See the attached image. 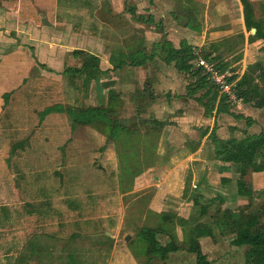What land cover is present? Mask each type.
I'll list each match as a JSON object with an SVG mask.
<instances>
[{"label":"rangeland","instance_id":"obj_1","mask_svg":"<svg viewBox=\"0 0 264 264\" xmlns=\"http://www.w3.org/2000/svg\"><path fill=\"white\" fill-rule=\"evenodd\" d=\"M196 1L200 6L196 4L195 0H58L59 10L66 2L72 3L75 4L74 7L78 9V13L83 18L91 16L94 18V11L99 8L97 13L99 20L105 22L104 24L108 23V26H105L100 22L102 25L100 29H103L100 30V33L103 34L100 36L99 50L104 48V51L99 53L101 57L99 65L101 68L104 65L102 61L106 60V52L114 51L112 60H110L111 64L116 67L127 61L125 64L129 65V68L124 65L125 70L114 71V75L109 73V75L111 74L110 80L104 83H111L115 88L108 91L102 87L101 83H94L91 90L85 95L91 98L96 94L102 104L105 102L104 105H109L110 116L129 126L133 130V134L120 135L115 140L122 149H119L120 146H116V151L110 152L112 154L108 152L110 159L108 165H85L88 168L92 166V168L99 169L93 171V174L98 173L97 176L94 175L98 181L96 187L87 184L83 179L76 181V185L73 186L75 181H72L71 173L67 175L69 177L67 179L68 186L60 185L64 183L63 179H59L58 172L47 170L44 176L45 181H48L49 189L42 188L40 190L43 179L33 186H26L30 178L17 179L16 167L7 165V163L2 165L0 160V205H3L2 210L0 208L2 223L0 228V264H196L194 254L186 249L170 250L165 259L161 256L149 255L148 251L152 245L142 236L144 228L158 227L156 238L163 246L185 245L189 241L188 234L191 229L178 219V212L184 211L182 214H190L191 218L196 216L199 211V207L194 201L190 202L191 205H185L161 197L160 202L156 201L153 204L154 208L162 209L161 216L149 214L148 208L152 205V198L158 190L157 186L150 184L156 181L157 174L163 166L162 162H159L160 158L158 159L156 156L160 140L159 132L166 130L169 133L166 135L169 137L173 130L172 122L177 121L179 117L182 126L178 128L187 126L189 131H194L192 135H196V132L197 134L200 132L202 135L208 127H214V131H220L222 134L228 127L225 124L229 123L231 125L229 127L232 128L231 138L240 137L239 139H242L248 135L246 132L243 135V132L248 124L246 114H250L251 110L246 112L242 105H232L230 112L222 113L219 122H217L215 117L208 115L204 104L198 100V97H202L204 102H208L215 94L212 91L208 92L212 85L209 81L206 87L190 97L187 90L190 81L189 75L180 72L175 63L167 65L163 59V53H157L154 60L140 67L131 66V62L128 61V52L144 49L143 51L148 54L153 53L154 47L152 46L155 40L160 39L161 43L165 39H169L168 23L172 21L171 18H174L173 20L177 23V27L174 28L179 29V33H176L174 39L178 43L175 48L180 49L184 37L180 31H190L185 25L189 16L196 11L203 15L204 8L216 0ZM170 2L171 4H169ZM132 8L139 13L131 14ZM44 13L47 15V11ZM151 13L155 17L152 23L138 19L139 15L146 19L150 18ZM197 20L193 16V23H196ZM107 43L109 45L106 47ZM172 43L174 45L175 42ZM239 45H241L240 42ZM213 50L205 49L203 51L213 52ZM219 60L222 63L225 61L223 58ZM213 61L219 62L216 58ZM231 61L233 62V59ZM66 62L69 65L74 64L71 58H68ZM77 64L78 62L75 63V65ZM230 66L226 68L230 71V77L236 73L239 75L244 73H239L236 66L233 69ZM164 69L169 73L172 72L173 75L177 73L178 79L174 85L175 91L165 92L161 96V94H157V80L155 79L157 74L155 73L156 70ZM256 72L259 74L260 69ZM16 75L18 76L15 74L11 78H16ZM64 75L35 71L29 75L30 77L28 76L22 88L11 94L9 104L12 102L16 104L8 105L7 109L12 112L13 125L9 128L6 122L0 124V157L4 158L9 155L12 141H19V139L27 137L31 131L37 133L40 128L37 125L39 121L37 111L42 109L46 103L66 101L70 105V103L81 102L82 99L89 101L84 97L85 91L80 90L79 86L72 85L68 76ZM102 76L105 75L102 74ZM111 77H116V79L113 80ZM198 79L192 80L195 82ZM126 80H129L128 83H125ZM77 83L81 85L82 81H77ZM255 83L262 85V80L257 77ZM113 92L115 95L112 97L111 93ZM161 97H166L167 101H161ZM187 97L189 100H181V98ZM172 101L175 104H172ZM86 105L88 104L83 106ZM186 116L188 117L184 120ZM224 117L226 118L225 122L223 121ZM159 123H163V127L159 126ZM99 128L105 134L110 135L112 126L103 124ZM111 142L109 141V143ZM105 143L103 142V145ZM100 147L101 144L98 147L100 151L96 152L105 154L109 146H103L102 149ZM21 148L23 150H19L18 163L27 165L28 154L25 151L28 149ZM119 163L121 164L119 165ZM156 163L158 165H155ZM53 166L55 167V165H51V167ZM3 167H5L4 171H2ZM84 173H92V170H84ZM252 175L253 172L249 170L246 180H252L256 191L254 201L259 202L264 200V194L260 193V191H264V186L257 188ZM136 185L141 188L138 190ZM191 187H188V196L193 193L192 199L199 197L202 203L210 202L211 196L204 195L202 189H191ZM49 190L46 202L37 201L38 196L43 197V194ZM130 190L131 194L121 196ZM28 199L32 202H29ZM33 207H37L39 212L30 215L29 211ZM3 208H7V211ZM211 208V211H214V207ZM151 211L154 210L151 209ZM162 215L167 218H162ZM181 218L190 219L182 216ZM217 228L220 230L223 241L221 246L211 250L214 252L211 254L212 263L246 264L236 260L238 257L239 260L245 258V255L243 257L245 250L243 247L238 250L232 244L234 236L230 232V227L224 224L223 219L218 221ZM161 229L165 231L161 232ZM129 235L130 239L127 240ZM208 242L211 241L208 240ZM217 253L220 258H217ZM214 257L216 258L214 259Z\"/></svg>","mask_w":264,"mask_h":264},{"label":"crops","instance_id":"obj_2","mask_svg":"<svg viewBox=\"0 0 264 264\" xmlns=\"http://www.w3.org/2000/svg\"><path fill=\"white\" fill-rule=\"evenodd\" d=\"M250 1L253 3L256 19L264 27V0ZM195 2L200 6L196 0ZM65 4L59 10L58 0H0V124L6 122L9 128L13 125L12 112L7 109L8 105L16 104L15 102L9 104L11 94L15 90L22 88L28 76L35 71L46 74L53 72L65 74L64 76L67 75L71 84L75 87L79 86L80 90L85 91L84 97L89 100L84 101L82 99L81 102L70 103V105L66 101H55L53 104L46 103L42 109L37 111L39 120H37V125L40 126L37 133L31 131V134L27 137L19 139V141H12L9 155L4 158L0 157L2 165L7 163V165L16 167L15 174L17 179L30 178L26 186H33L43 179L40 190L42 188L49 189L48 181H45L46 178L44 176L47 170L58 172L59 179H63L64 183L60 185L68 186L67 179L69 177L67 175L71 173L72 181H75L73 186L74 184L76 185V181H82L83 179L87 184L96 187L98 181L94 175L97 176L98 173L93 174V171H98L99 169L92 168V166L88 168L85 165H108L110 160L108 158L109 153L116 151V146H120V144H116L111 134H105L101 131L99 125L91 122H81V118L72 115L70 110L79 113L91 107H109L108 104L104 105L105 102L102 104L96 94L88 98L85 93L91 90L94 83H101L102 87L108 91L115 88L111 83L104 82L110 80V75H114V71L120 72L125 70V67L129 68V65L124 63L123 66L127 65L124 68L120 64L116 67L112 65L110 60H112L114 51L106 52L105 50L106 60L102 61L104 64L102 68L99 65V60L88 59L87 55L89 54L101 59L99 53L103 52L104 48L101 51L99 50L100 36L103 34L102 32L100 33V30H103L100 29V26L102 27L100 22L103 24L105 22L98 18L99 8L94 11V18L93 16L83 18L78 13V9L74 7L75 4L68 2ZM44 11H47V15H45ZM137 13H139L137 10L131 9V14L137 15ZM204 13L203 15L202 13L198 14L197 11L193 13L196 20L198 19L199 21L197 20L196 23H193L196 26L195 28L186 26L190 30L189 32L186 30L180 31L184 36L182 40L187 41L199 51L205 49L208 51L213 50V44L218 43L219 49L214 54L216 53L217 55L218 52L221 58L228 65H231L230 68L233 69L236 66L235 68H238L239 73L244 72L249 65L256 63H261L264 66V40H250L252 32L246 29L241 0L213 1L207 8H204ZM154 18L152 13L150 18L147 19L144 16H138L139 20H144L147 23L154 22ZM171 19L172 21L168 23L170 33L168 37L170 41L175 42L173 45V48H175L178 43H176L174 36L176 37V33H179V29L174 28L177 27V23L173 20L174 18ZM104 25L108 26V23ZM157 42L160 43V39L155 40L152 47ZM239 42L241 45H239ZM108 45L107 43L106 47ZM78 51H84V54H78ZM148 55H153V53ZM68 58L73 60V65H69L66 62ZM231 59H233V62ZM87 61L90 65H93V68L91 67L89 70L92 75H96L95 77L89 76V72L86 71L88 67L84 66ZM76 62H78L77 65H75ZM100 70L102 71L101 74L99 73ZM156 71L157 94L163 96L165 92H174V85H176V80L178 79L177 73L173 75L172 72L169 73L166 69ZM227 71L230 72L229 70ZM109 73L111 74L109 75ZM15 74H18V76L11 78ZM102 74L105 76H102ZM111 78L113 80L116 79V77ZM77 81H82L81 85H78ZM128 81L126 80L125 83H128ZM163 100L167 101V98L161 97V101ZM181 100H189V97L181 98ZM167 103L169 104V102ZM85 104L88 105L83 106ZM172 104H175V102L172 101ZM242 106L246 109V112L251 110L250 114H246L250 122L248 123L247 121L249 125L247 124L243 135L245 132L248 135H259L264 131V107H254L251 103L246 102ZM221 116L220 114L217 118H213L219 122ZM187 117H184V120ZM215 120L214 122L216 123ZM225 120L226 118L224 117L223 121L225 122ZM179 126H182V123H180L178 117L177 121L172 122L171 127L173 130L170 132L169 137L166 135L168 133L166 130L159 132L160 140L158 141L156 156H158V159L160 158L159 162H162L163 166L157 174L156 181L150 184L157 186L158 190L154 198H152V205L148 208L149 214L161 216L162 209H157L153 206L156 201L160 202L161 197L165 200H175L176 203L191 205L190 202L194 201L192 199L193 193L190 196L187 195L188 187L190 188V186H192L191 189H202L203 194L211 196L212 199L222 196L225 199L222 205L223 209L235 210L247 204L249 198L241 196L237 192V181L241 177L238 165L233 162L223 161L217 156L212 138V135H215L222 140L232 139V128L229 127L231 125L229 123L225 124L228 127L222 134L220 131H214V127H208L202 135L200 132L192 135L194 131H189L187 126L178 128ZM233 126L235 125L233 124ZM109 141L112 142L109 143ZM103 142H106L105 145H103ZM100 144L101 149L103 146H109L105 154L96 152L100 151L98 149ZM21 147L25 148V150L28 149V151H25L28 154L27 165H19L18 163L19 150H23ZM120 148L122 149L121 146ZM260 156L263 155L261 154ZM158 163L155 165H158ZM51 165H55V167H51ZM88 169L92 170V173H84V170ZM4 170L5 167H3L2 171ZM252 179L257 188L264 186V171L253 172ZM69 184L72 185V183ZM136 186L138 190L141 188L139 185ZM58 187L60 188V186ZM49 192L50 190L44 193L43 197L38 196L37 201L46 202ZM131 193L130 190V192L121 196H128ZM214 203L217 204V202ZM2 207L3 205H0L1 210ZM213 207V210H215L216 205L213 204ZM36 208L33 207L29 211L30 215H35L36 212H39ZM151 209L154 211H151ZM156 209L157 211H155ZM183 212L179 211L178 217L190 218V214L185 215L182 214ZM40 216L41 218L43 217L42 214ZM204 220L214 226L216 239L214 240L210 236H203L200 238V243L203 252L213 261L211 254L214 252H211V250L221 246L223 239L219 229L216 228L214 219L205 218ZM1 225L0 217V228ZM208 240L211 242H208ZM235 248L239 250L241 247L236 246ZM217 252L219 253V251ZM218 253L217 258H220ZM239 259L238 257L236 260L240 263H246L245 258L241 259L242 261ZM233 261L235 260L233 259Z\"/></svg>","mask_w":264,"mask_h":264},{"label":"trees","instance_id":"obj_3","mask_svg":"<svg viewBox=\"0 0 264 264\" xmlns=\"http://www.w3.org/2000/svg\"><path fill=\"white\" fill-rule=\"evenodd\" d=\"M243 5L244 21L246 29L252 32L250 40L261 39L264 40V27L256 19L254 6L250 0H241ZM193 14L189 16L186 26L195 28L193 25ZM215 48L213 52L201 51V53L213 62L221 71L226 72L227 66H229L225 61L222 63L219 59L220 54L217 52L213 55L215 51H218L219 44L214 43ZM144 49L136 50L128 55V61H130L133 66H143L147 62L154 60L157 53H163L164 61L170 65L175 63L176 68L180 72H185L189 75L190 81L187 86L188 95L190 97L197 94L202 88L206 87L208 84V77L204 73L201 67L195 66V60L197 58V49L190 45L187 41L183 40L180 49L173 48V43L169 39H165L161 43H157L153 49V55H148ZM78 54H84V51H78ZM88 59L99 60L98 57L94 55H87ZM216 58L219 62L215 63L213 59ZM90 61V60H88ZM86 62L84 67H88L86 71L89 72V76L92 75L89 68H93L89 62ZM127 62L124 61L120 64ZM197 68V69H196ZM248 69V71H247ZM244 73L234 74L229 76V82L234 84V87L243 102L251 103L254 107L263 108L264 107V66L261 63H256L250 65ZM260 69V73L257 74L256 71ZM235 70V69H234ZM100 74L102 71L100 70ZM259 77L262 80V85L255 83L256 78ZM199 78L197 81L192 79ZM210 82V81H209ZM208 92L212 91L215 94L208 102H204L202 97H198V100L204 104L206 112L208 115L217 118L222 113H229L232 104L226 95L221 94L220 89L214 85ZM112 97L115 95L114 92L111 93ZM217 104V105H216ZM70 113L76 117L81 118V122H91L96 123V125L112 126L110 134L114 140H117L119 136L131 135L133 130L123 124V122L113 119L110 116L109 107H94L89 108L79 113L70 110ZM248 123L250 119L248 118ZM159 126L163 127V123H159ZM216 154L223 161L233 162L239 167L241 177L238 180V194L241 196H247L249 201L247 204L240 206L239 208L233 209H223L222 205L225 199L222 196H217L210 200L208 203H202L199 197L194 199V202L198 205L199 211L196 216H192L190 219H183L178 217V219L191 229L189 232V241L185 245H167L163 246L160 241L157 240L156 234L159 231L158 227L150 228L146 227L142 230V236L151 243V249H149V255L151 256H161L162 258H167L169 251H178L180 249H186L190 253L195 254L196 264H213L212 260L209 259L208 255L202 250L200 238L203 236H210L216 239L215 229L212 224L204 220L205 218H212L215 221L216 228L218 227V221L220 219L224 220V224L230 227V232H232L234 239L232 244L243 247L245 262L246 264H264V200L255 202L256 191L252 185V180L247 181L246 177L249 170L252 172H262L264 171V131L259 135H246V137L232 138L230 140H222L217 136L212 135ZM263 155L260 156V155ZM264 194V191H260ZM214 202H217L214 203ZM202 203V204H201ZM213 204L216 205L215 210H212ZM7 211V208H3ZM166 217L162 215V218ZM167 218V217H166ZM161 232L165 231L163 229ZM220 231V230H219ZM220 233V232H219Z\"/></svg>","mask_w":264,"mask_h":264},{"label":"built area","instance_id":"obj_4","mask_svg":"<svg viewBox=\"0 0 264 264\" xmlns=\"http://www.w3.org/2000/svg\"><path fill=\"white\" fill-rule=\"evenodd\" d=\"M196 54L195 64L204 70L210 83L218 87L221 94L226 95L232 105L241 106L244 102L239 97L234 84L228 80L230 72L221 71L213 62L204 57L201 51L197 50Z\"/></svg>","mask_w":264,"mask_h":264},{"label":"water","instance_id":"obj_5","mask_svg":"<svg viewBox=\"0 0 264 264\" xmlns=\"http://www.w3.org/2000/svg\"><path fill=\"white\" fill-rule=\"evenodd\" d=\"M126 239L129 240L130 239V235Z\"/></svg>","mask_w":264,"mask_h":264}]
</instances>
